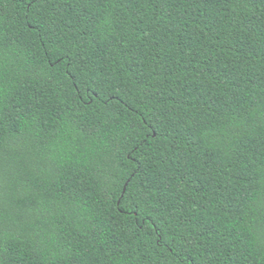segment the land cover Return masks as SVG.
I'll return each mask as SVG.
<instances>
[{
    "label": "trees",
    "instance_id": "obj_1",
    "mask_svg": "<svg viewBox=\"0 0 264 264\" xmlns=\"http://www.w3.org/2000/svg\"><path fill=\"white\" fill-rule=\"evenodd\" d=\"M0 264H264V0H0Z\"/></svg>",
    "mask_w": 264,
    "mask_h": 264
}]
</instances>
